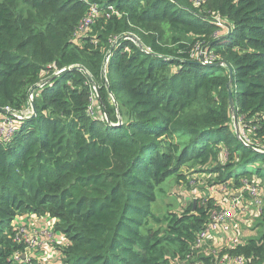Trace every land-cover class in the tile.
<instances>
[{"label": "trees", "instance_id": "1", "mask_svg": "<svg viewBox=\"0 0 264 264\" xmlns=\"http://www.w3.org/2000/svg\"><path fill=\"white\" fill-rule=\"evenodd\" d=\"M196 42L212 63L191 57ZM29 103L0 139V264H37L14 259L24 214L54 218L62 264L182 260L215 203L195 189V205L159 217L157 186L187 182L182 168L234 191L264 182V0H0V109ZM259 213L258 234L219 256L264 264Z\"/></svg>", "mask_w": 264, "mask_h": 264}, {"label": "built area", "instance_id": "2", "mask_svg": "<svg viewBox=\"0 0 264 264\" xmlns=\"http://www.w3.org/2000/svg\"><path fill=\"white\" fill-rule=\"evenodd\" d=\"M111 12L114 11V7L112 5L108 6V8ZM99 15V11L97 10L96 5H92L90 8L89 13L85 16V18L80 22L79 28L81 30H84L86 27H88L94 18H96ZM218 24H221L219 22ZM190 55L194 60L203 63V64H210L215 59V56L212 52H209L203 45H201L200 42H196L190 49ZM32 99V96H29V100ZM31 108L27 106L25 109L17 112L13 111L9 107L3 108V112H0V139L6 140L10 138L17 126V119L20 118L21 114H29L31 113ZM89 114L93 115L95 113V110L92 106L88 108ZM245 135V133H244ZM246 137V135H245ZM245 144H249L248 141L245 138ZM260 151H264L262 149H256ZM187 182L193 183L194 180L188 179V174L186 175ZM245 182V186H243L238 191L230 190L228 185L223 183L219 187L214 186L212 184L205 187L203 190L205 195V199H212L215 203V207L211 210L210 216L208 221L206 222L204 228L199 230L196 235L195 239L193 240L191 244V249H199L203 248L205 246L211 247L214 245V247H219L220 249H223V247H226V249H230L232 247L238 246L243 241L241 238H239L238 233L233 228V222H234V214L242 210V202L240 197L242 194L245 195V192H247L248 197L253 198L257 197L256 188L254 186L248 185V182L246 179L243 181ZM249 187L253 188V191L249 189ZM197 190V189H196ZM259 191V190H258ZM195 192V189L193 193ZM199 192V190H197ZM252 192V194H250ZM260 193V192H259ZM184 195V194H182ZM203 197V196H202ZM197 199V195L194 194V198ZM262 199V198H261ZM23 216V215H21ZM18 216V217H21ZM17 217V218H18ZM17 218L14 220V226L17 229V235L18 239L21 242H24L25 248L24 250L14 255V259L16 261H27L31 258H35L34 254L37 252V248L41 246V240L39 239V234L37 231H34V234L31 233L32 230L25 228L26 225L20 223L21 219ZM44 218V221L46 224H48V227L44 229L47 233L53 232L54 234H60L61 238L57 241L58 244L64 241V236L59 231H54V223L55 220L52 217L46 216L42 217ZM220 245V246H217ZM25 253L26 257L21 258V254ZM41 251L39 252L40 257ZM191 252L188 254L187 257L180 260L179 264H188V261L191 258ZM54 256L57 257V255L54 254ZM222 261L229 262L230 264H243L245 262V258L243 256L239 255H229L225 254L222 258ZM45 261L40 262L39 264H44ZM58 262V261H56ZM58 264V263H57ZM59 264H62V262H59Z\"/></svg>", "mask_w": 264, "mask_h": 264}, {"label": "rangeland", "instance_id": "3", "mask_svg": "<svg viewBox=\"0 0 264 264\" xmlns=\"http://www.w3.org/2000/svg\"><path fill=\"white\" fill-rule=\"evenodd\" d=\"M40 86V85H39ZM96 98H93V107L94 110L97 111L95 106ZM119 117V116H118ZM117 124H121V120L119 118V122ZM242 135V138L245 140V135L241 131L239 132ZM261 171L264 172V159L262 157H257L254 162ZM245 167V170L252 169L255 171V168L250 166H243L242 164H236L233 168V171L240 170ZM183 172L186 171L188 174L189 180H194L193 183L185 182V181H177L174 176L167 177L159 186H157L156 192V200L152 203L151 209L155 213L156 216L162 217L166 214L167 211H178L185 209L190 202L194 201V189L202 190L206 186L210 185L211 183L215 182L213 176H208L201 174L197 171V169L187 170L186 168H182ZM247 181V180H246ZM249 182V181H248ZM245 183V182H243ZM250 184L256 188L257 197L247 198L246 194H242L243 201L242 210L237 211L234 214V222L235 227L234 230L239 231L242 236V240H246L248 237L256 236L258 234V230L260 229L257 225V222L260 219V213L264 209V182L260 181L257 177L253 176L250 180ZM231 191L234 190L232 186ZM251 191H253L252 187H249ZM259 190V191H258ZM260 192V193H259ZM184 194V195H182ZM252 194V192L250 193ZM205 197V196H204ZM262 198V199H261ZM259 212H258V211ZM34 218V216H32ZM152 227L155 230H162L165 227V224H156L152 223ZM25 228L29 229L28 226ZM54 228V226H53ZM55 231V230H54ZM56 238H61V235H57ZM48 247L52 248V252L57 255L56 256H47L42 255L43 257H39V252L42 250L41 246H39L36 250L37 252L34 254L35 260L37 264L40 262H44V264H59L60 262V255L59 251L61 248L66 246V242L62 241L60 244L57 243V240L53 241L48 239L46 241ZM220 246V245H217ZM226 247L220 249L219 247H211L205 246L203 248L195 249L188 264H202V260L204 257L209 256L210 254L213 255L215 264H230L229 262L222 261V256H219L221 250H225ZM181 259L173 261L171 264H179ZM58 261V262H56ZM182 263V262H180Z\"/></svg>", "mask_w": 264, "mask_h": 264}, {"label": "crops", "instance_id": "4", "mask_svg": "<svg viewBox=\"0 0 264 264\" xmlns=\"http://www.w3.org/2000/svg\"><path fill=\"white\" fill-rule=\"evenodd\" d=\"M240 199H241V201H243V197L242 196L240 197ZM18 219H21L20 223L28 226L29 229L32 230L31 231L32 234H34V231L38 232L39 239H42L41 240V248H42V250H41V253H40L41 256L45 254L47 256H51L52 257L54 255V253L52 252V248L47 246L46 241L48 239L53 240V241H55V240L58 241L60 238H56V237H57V235H60V234H54L53 232L47 233L46 231H44V229L46 227H48V224H46V222L44 221V218H42V217H34L33 218L31 215L24 214L23 216L18 217L17 221H18ZM236 227H235V222H233V228H236ZM236 232L238 233L239 238H241V240H242V236H241V234H239L240 232L239 231H236ZM242 241L244 242V240H242ZM39 257H40V255H39Z\"/></svg>", "mask_w": 264, "mask_h": 264}, {"label": "water", "instance_id": "5", "mask_svg": "<svg viewBox=\"0 0 264 264\" xmlns=\"http://www.w3.org/2000/svg\"><path fill=\"white\" fill-rule=\"evenodd\" d=\"M127 36H132V35H127ZM124 37V36H123ZM120 39V38H119ZM119 39L116 41V43H118V41H119ZM114 46V45H113ZM113 46L110 48V50H112L113 49ZM111 52V51H110ZM109 56V55H108ZM230 80H232V72L230 71ZM37 87H39V85L37 84V85H35L32 89H31V93L37 88ZM228 91L230 92V89H228ZM31 104V110H32V114H35V108L33 107V104L32 103H30ZM230 108H231V110L233 111V102H232V99H230ZM0 112H3V110L2 109H0ZM258 152H262V153H264V151H260V150H257ZM193 202V205H195V202H196V200L194 199V201H192ZM26 257V255H25V253H22L21 254V258L23 259V258H25Z\"/></svg>", "mask_w": 264, "mask_h": 264}, {"label": "clouds", "instance_id": "6", "mask_svg": "<svg viewBox=\"0 0 264 264\" xmlns=\"http://www.w3.org/2000/svg\"><path fill=\"white\" fill-rule=\"evenodd\" d=\"M29 107L31 108V105H30V103H29ZM3 110V109H2ZM32 111V110H31ZM32 113V112H31ZM27 215V214H26ZM29 215V214H28Z\"/></svg>", "mask_w": 264, "mask_h": 264}, {"label": "bare ground", "instance_id": "7", "mask_svg": "<svg viewBox=\"0 0 264 264\" xmlns=\"http://www.w3.org/2000/svg\"><path fill=\"white\" fill-rule=\"evenodd\" d=\"M98 10V9H97ZM99 11V10H98Z\"/></svg>", "mask_w": 264, "mask_h": 264}]
</instances>
